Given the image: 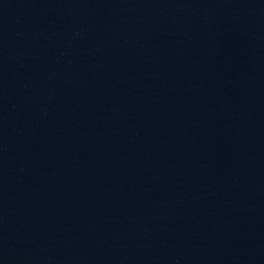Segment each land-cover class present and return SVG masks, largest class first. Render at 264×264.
Returning <instances> with one entry per match:
<instances>
[{
	"label": "water",
	"instance_id": "water-1",
	"mask_svg": "<svg viewBox=\"0 0 264 264\" xmlns=\"http://www.w3.org/2000/svg\"><path fill=\"white\" fill-rule=\"evenodd\" d=\"M0 264H264V0H0Z\"/></svg>",
	"mask_w": 264,
	"mask_h": 264
}]
</instances>
